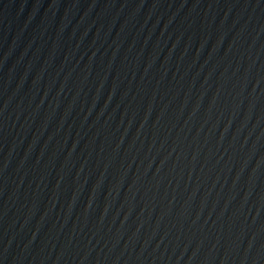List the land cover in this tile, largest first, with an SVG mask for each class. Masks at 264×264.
Segmentation results:
<instances>
[{"label":"water","instance_id":"water-1","mask_svg":"<svg viewBox=\"0 0 264 264\" xmlns=\"http://www.w3.org/2000/svg\"><path fill=\"white\" fill-rule=\"evenodd\" d=\"M0 264H264V0H0Z\"/></svg>","mask_w":264,"mask_h":264}]
</instances>
